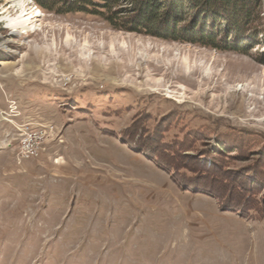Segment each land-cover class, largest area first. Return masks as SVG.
<instances>
[{
  "label": "rangeland",
  "instance_id": "374dc122",
  "mask_svg": "<svg viewBox=\"0 0 264 264\" xmlns=\"http://www.w3.org/2000/svg\"><path fill=\"white\" fill-rule=\"evenodd\" d=\"M52 1L0 0V264H264V0L158 35Z\"/></svg>",
  "mask_w": 264,
  "mask_h": 264
},
{
  "label": "trees",
  "instance_id": "16d2710c",
  "mask_svg": "<svg viewBox=\"0 0 264 264\" xmlns=\"http://www.w3.org/2000/svg\"><path fill=\"white\" fill-rule=\"evenodd\" d=\"M42 8L53 10L48 0H35ZM55 8L59 11H82L88 12L96 15H101L105 17L114 28L118 30H127L141 33H153L154 27L157 24H167L171 21V16H175L178 20L176 21L177 26L182 22L183 12L188 8L196 9L198 13H205L207 18L214 17L216 19L229 20L228 17H233L235 21L232 23L236 26V30H240L241 24L240 20H235L236 18H242L245 22L251 19L255 7L258 4V0H130V3L136 4L135 10H137V15L133 18L123 17L121 18L117 14V8L121 4V0H71L68 5L67 2L63 0H53ZM171 7L168 8V5ZM67 7V8H65ZM64 8V9H63ZM189 8V9H190ZM164 11L167 13H164ZM166 14L165 16H163ZM177 16V17H176ZM184 20V19H183ZM232 20V21H233ZM173 21V20H172ZM157 23V24H156ZM199 23V22H197ZM195 23V26L196 24ZM172 24V25H171ZM169 30L173 27L174 23H171ZM203 33L201 35H183L179 29L172 30L170 37L177 41H189L192 43H199L206 46H217L216 39L214 35L206 31L207 23L202 24ZM159 29V28H158ZM160 32V31H159ZM158 35L159 33H153ZM178 147H173L172 150H176ZM182 150V149H181ZM178 169H188V172H192V177H197L196 171L188 167V164L182 165L179 162H174L172 164ZM196 179V178H194ZM257 196V193H254Z\"/></svg>",
  "mask_w": 264,
  "mask_h": 264
},
{
  "label": "built area",
  "instance_id": "2783aa9c",
  "mask_svg": "<svg viewBox=\"0 0 264 264\" xmlns=\"http://www.w3.org/2000/svg\"><path fill=\"white\" fill-rule=\"evenodd\" d=\"M46 138L44 131L27 127L20 139V156L25 159L38 157L43 150Z\"/></svg>",
  "mask_w": 264,
  "mask_h": 264
}]
</instances>
